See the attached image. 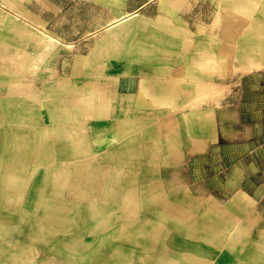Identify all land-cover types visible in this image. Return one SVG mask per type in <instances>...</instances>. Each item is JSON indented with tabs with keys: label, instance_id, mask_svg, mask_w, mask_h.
I'll list each match as a JSON object with an SVG mask.
<instances>
[{
	"label": "rangeland",
	"instance_id": "obj_1",
	"mask_svg": "<svg viewBox=\"0 0 264 264\" xmlns=\"http://www.w3.org/2000/svg\"><path fill=\"white\" fill-rule=\"evenodd\" d=\"M263 105L264 0H0V264H264Z\"/></svg>",
	"mask_w": 264,
	"mask_h": 264
},
{
	"label": "crops",
	"instance_id": "obj_2",
	"mask_svg": "<svg viewBox=\"0 0 264 264\" xmlns=\"http://www.w3.org/2000/svg\"><path fill=\"white\" fill-rule=\"evenodd\" d=\"M167 5H168V3H167ZM166 9H167V7H166ZM166 9H164V8H161L160 9V12H159V16L160 17H163L164 16V10H166ZM254 106L251 108L250 107V109H248V110H245L244 112H245V115H243L242 116V114H244V113H241L240 115H239V124H238V132H237V129L234 131V136L232 137L231 136V133H232V130L229 128L228 130H229V133L228 132H224L223 134L224 135H221V137H219V141L221 142V144H220V146L222 147V149H221V151L219 152L220 153V158L219 159H227V157H229V158H231V162H233V161H243V162H248V159H249V152H251L250 150L251 149H253V148H251L252 146H249V147H246L245 148V150L242 148V144L243 145H247L248 143H249V140H250V137H248V138H246V139H244V141H240L241 139V137L239 136V134H240V132H241V128L242 127H244L241 123H244V121H245V117L247 116V115H249L248 117H250L251 116V114H253L251 117H255L256 116V112H257V107H256V105L255 104H253ZM259 107V106H258ZM263 107H264V105H263ZM241 110H243V109H241ZM247 114V115H246ZM241 116V117H240ZM253 117V118H254ZM254 119H256V117L254 118ZM254 119H253V121H254ZM20 120H18L17 122H19ZM21 123H23V124H25V122L23 121L22 122V120H21ZM27 124H29L28 122H26ZM34 126V125H33ZM27 128H29V127H27ZM33 129V128H32ZM31 131V130H30ZM23 136H25V134H23L22 135V137ZM32 136H37V133H32ZM237 136V137H236ZM238 138V139H237ZM240 141V142H239ZM258 143H260V142H258ZM209 146H213V144H212V142L210 141V143H209ZM256 148V147H255ZM239 150V152H237ZM212 151V150H211ZM235 151V153H233ZM209 152H210V150H209ZM233 153V154H232ZM252 153V152H251ZM204 154V153H203ZM205 154H207L208 156V159H210V157H212V155H210V153H205ZM198 157H202L201 155H199V153H198ZM203 157H204V155H203ZM227 165H229V162H228V164H224V168H226L227 167Z\"/></svg>",
	"mask_w": 264,
	"mask_h": 264
},
{
	"label": "bare ground",
	"instance_id": "obj_3",
	"mask_svg": "<svg viewBox=\"0 0 264 264\" xmlns=\"http://www.w3.org/2000/svg\"><path fill=\"white\" fill-rule=\"evenodd\" d=\"M41 18V17H40ZM117 21H121V18H118ZM42 32V31H40ZM50 38V37H49ZM31 39V38H30ZM48 39V38H47ZM38 40V39H37ZM46 47V46H45ZM48 48V47H47ZM198 60V59H197ZM197 61H195L196 64ZM198 68V67H197ZM195 69V68H194ZM34 70V69H33ZM200 70V69H199ZM201 71V70H200ZM197 85V84H196ZM198 86V85H197ZM202 96V95H201ZM48 170V169H47ZM17 193V192H16ZM19 196V195H18ZM11 197V196H10ZM17 197V196H16ZM20 197V196H19ZM12 199V198H11ZM20 200V199H19ZM191 200V199H190Z\"/></svg>",
	"mask_w": 264,
	"mask_h": 264
}]
</instances>
